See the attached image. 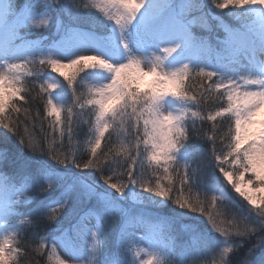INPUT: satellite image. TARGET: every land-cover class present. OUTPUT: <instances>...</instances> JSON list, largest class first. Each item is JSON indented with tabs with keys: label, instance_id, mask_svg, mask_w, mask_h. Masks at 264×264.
Masks as SVG:
<instances>
[{
	"label": "snow or ice",
	"instance_id": "obj_1",
	"mask_svg": "<svg viewBox=\"0 0 264 264\" xmlns=\"http://www.w3.org/2000/svg\"><path fill=\"white\" fill-rule=\"evenodd\" d=\"M212 5L0 0V264H21L27 253L9 241L20 244L18 235L41 224L46 235L33 232L34 251L43 255L59 248L74 264H201L202 251L218 247L213 232L224 237L220 264H264V0H212ZM216 9H227L230 20ZM93 12L103 20L86 15ZM43 28H54L51 39L34 37ZM30 66L39 71L29 72ZM49 68L67 77L70 102L56 100L57 83L39 82ZM65 68L84 73L81 79L91 84L87 97L77 93L79 82ZM191 73L201 80L198 90L187 84ZM101 74L107 79L96 82ZM26 76L34 77L31 88L21 87ZM35 89L37 96L47 93L51 139L39 110L17 107L28 104ZM68 103L62 121L57 104ZM37 125L39 140L33 135ZM82 126L92 137L86 162L61 151L64 137L71 141ZM9 133L17 137L13 147ZM106 133L103 155L112 157L107 168L97 154ZM193 136L211 142L210 157L191 146ZM145 158L154 166V180L143 178ZM209 164L250 205L245 214L223 221L202 201L183 196L202 181ZM170 170L176 183L162 184L157 174ZM246 173L252 177L248 185H259V196L242 186L239 177ZM216 200L211 197V207ZM197 212L210 229L193 224L183 234L172 233L173 223ZM105 218L115 227L111 248ZM138 228L143 235H136ZM254 234L258 242L234 262L229 254Z\"/></svg>",
	"mask_w": 264,
	"mask_h": 264
},
{
	"label": "trees",
	"instance_id": "obj_2",
	"mask_svg": "<svg viewBox=\"0 0 264 264\" xmlns=\"http://www.w3.org/2000/svg\"><path fill=\"white\" fill-rule=\"evenodd\" d=\"M85 1H87V0H83V2H85ZM207 2L209 3L210 6H213L208 0H207ZM36 68H35V66H30L28 71L29 72H35ZM31 79H32V77L26 76L25 77V83L23 85H21V87L31 88V84L29 83V81ZM200 83H201V80L199 78H197L195 76V74L191 73L190 79L187 81V84L191 87V89L198 90L199 87H200ZM83 85H85L83 82H79V88L77 90V93L78 94H83L85 96L86 90H84V88L82 87ZM64 86H65V89H67L69 91V88H68L69 86H67L66 82H64ZM38 90L39 89H35V90L32 91V97L33 98L29 100L28 104L25 105V104H23L21 102L20 104L17 105V107H20V108L27 107L32 112H35L36 110H39L41 112V115L45 117V119L43 121L44 128H45V130L48 131L49 138L51 139L52 138L51 137V129L49 128V123L47 122V118L45 116V108H44L46 94L41 93V96H37L36 92ZM21 94H23V93H21ZM71 100H72V93H67L64 102H70ZM70 106H71L70 103L63 104V108H62V112H61V120L62 121H63L64 116H65L66 108L70 107ZM73 111L76 112L77 110L73 109ZM21 115H22V113H21ZM15 118H16V114H11V119L12 120H16ZM197 121H198L197 122V127H200L199 119H197ZM21 127H23L22 123H21ZM207 127H208V124L206 123L204 125L205 130L207 129ZM218 130H224V129H223V127H221ZM208 134L211 135V133H208ZM9 135L12 137V140L9 141V146L13 147L14 146V142H15L14 140L17 137L15 136L14 133H9ZM33 135H34L35 139H37V140H39L41 138V133L39 132V125H37V129L33 132ZM107 136H108V134L106 133L105 134V140H103L101 142L100 148L97 149V151H99L100 154L105 153L107 151V146H108ZM56 139L59 142L60 138L56 137ZM90 141H92V139H91V135H90V133L88 131L87 126H82L81 128L76 130V132L73 135L71 141L68 140L67 136L64 137V147L61 148V151L66 153V154H70L71 148L73 149V147H77L78 150L80 151V154L81 153L82 154H87L88 153V149H86V147L92 146ZM74 143L76 144L75 146H74ZM112 145L115 148V150L117 151V153L121 156V160H122V158L124 156H123L122 153H119L120 143L117 142V140L115 139V136H113ZM125 146H127V144H125ZM191 146L200 149L201 153L203 155H205L206 157H210L211 150H212L211 142L203 140V139H200L199 137L193 136L191 138ZM220 147H222V145L218 141L217 142V149L219 150ZM86 158H87V156H85V159ZM110 159H112V157L108 156V160H110ZM144 164H145V174L144 175L150 179V177L148 175L150 173H149L148 170L152 171L154 166L152 164H149L148 162H144ZM210 170H213V167H212V165L209 164L208 166L205 167L202 181L200 183L198 181V183L196 185H193L191 188H186L184 193H183V196L186 199L190 200V201H195V200H200L201 201L202 200V202L204 203L206 208L210 204L211 197L215 196V197H217L215 207H217L219 209L218 211L220 212V205L221 204H225L227 207H231V204L229 203L230 199L222 200L218 196L219 195L218 194L219 186L223 185L229 191L233 190V189L230 187V185L227 184V182L223 179L222 174L219 173L218 170H217L215 172L214 171L212 172L213 173V180L215 178V180L217 182V185H216V187L213 190H211V191L208 190L207 188H209V186L207 184V178L209 177ZM229 171H234V170L229 169ZM106 175H111V172L107 171ZM157 175H159L161 177V183H163L165 185L174 184L177 181L176 174L172 173L171 170H170V172L168 174H163L161 172V173H159ZM151 177H152L151 179H155V178H153L154 175H152ZM249 179H251V178H249ZM113 182H116L115 178H113ZM238 200L242 204V207L245 208V210L247 211L246 205H244L243 202H242L243 199L239 198ZM170 206L173 207V205H170ZM233 211H235V210H233ZM221 213L222 214L220 215L219 219L222 218V217H226L228 219V221L231 219L230 218L231 213L228 210H225L224 212H221ZM201 215H202V217H205L203 214H201ZM188 216H189L188 219L191 220V221L195 220L196 218H198V217H190L191 215H188ZM205 220H206V222H205L204 227L202 229L203 231H207L208 229L211 228V224L207 221V219H205ZM184 221H187V220L185 218H183L182 220L177 221L175 223L179 224V223H182ZM102 224H103V222H102ZM104 225L106 227L107 233H108L109 230L115 233L114 225H112L111 223H108V222L107 223L105 222ZM42 228L45 229L42 224L38 225L37 228H36L37 232H39V230L42 229ZM36 229L29 228V230L27 232H24L22 234V236L18 235L17 236V240H20L21 243L12 245V247H20V248H22L27 253L26 258L21 261V264H26V262H27V264H44V261H43L41 255L37 254L34 251V249L36 247V242L33 239V232L34 231L36 232ZM26 233H29V237L26 236ZM212 234H215L216 236H219V234L215 233V232H213ZM113 242H114V238H110L107 235V243H108V246L110 248L112 247ZM257 242H258V234H254L253 236H251L248 239L247 243L243 247L238 248V249H234V253H230L229 255L232 257L234 262L238 261L240 259H243L246 249L248 247H250L252 244L257 243ZM206 251L208 252L207 249H204L202 251L201 257L204 254L205 255L207 254ZM205 262H208V260H206Z\"/></svg>",
	"mask_w": 264,
	"mask_h": 264
},
{
	"label": "rangeland",
	"instance_id": "obj_3",
	"mask_svg": "<svg viewBox=\"0 0 264 264\" xmlns=\"http://www.w3.org/2000/svg\"><path fill=\"white\" fill-rule=\"evenodd\" d=\"M211 4H212V0H208ZM218 2H222V0H218ZM84 3H87V4H92L94 3V0H87L85 1ZM216 11H219L220 14L223 16V19L225 21H228L230 20V16L227 14V9H223V10H218L216 9ZM86 15H89L91 17H94L95 19L97 20H103V17L98 13V12H93V13H86ZM54 28H43V29H36L33 33L34 37L35 38H39V37H48L49 39H51L52 37V34L54 33ZM84 55H95L96 53H92V52H85L83 53ZM68 61L67 60H64L63 63H67ZM37 67V68H36ZM35 72L36 71H39V68L38 66H35ZM91 71V70H90ZM63 72H66L68 74V76H75V80L77 82H83L85 85H83L82 87L84 88V90H86V93H85V97H87L88 95V91H89V88L91 86L90 84V81L87 80V79H81L83 76H84V73L83 72H78L77 71V68H65L63 69ZM195 74V73H193ZM194 76V75H193ZM51 77H55V79H52ZM102 79H107V74H101L100 77H97L96 78V82H100V80ZM32 79H34V77H32ZM88 79H92V77H88ZM40 83H44L45 85H50V84H53V83H57L58 84V87L56 90H54V96L56 98V100L60 101V102H64L65 101V98H66V94L67 93H72V89H71V86L67 84V86H69V91L67 89H65V86H64V82L67 83V77L59 74V73H56L54 70L52 69H47L46 73H45V79H43L42 81H39ZM81 87V88H82ZM142 87H143V84H142ZM49 91H53V90H49ZM46 94V97H45V100L47 99V93H44ZM71 95V94H70ZM57 107L61 110L62 112V108H63V104H57ZM44 108H45V116L47 118V122L49 123V120H52L53 118L52 117H48L47 115V108H46V105H44ZM16 119V118H15ZM199 119V118H197ZM93 120H94V117H93ZM109 131H112V129L110 128ZM92 139V137H91ZM123 139V138H122ZM17 138H15L14 141H16ZM125 144H127V141H124ZM76 144L74 143V146ZM92 145V144H91ZM92 146L90 147H86V149H88V153L87 154H80V151L78 150L77 147H73V149L71 148V152L70 153H76L79 155L80 159L84 162H86L88 159L91 158L90 156V149H91ZM97 154L100 156V160H101V164L107 168L108 167V157H105L102 154L99 153V151H97ZM85 156H87V158L85 159ZM124 159V157L122 158V160ZM144 162H148L147 159L145 158ZM231 169V168H229ZM229 169H227L229 171ZM233 170V169H231ZM150 174L149 177H146L144 175V179L146 180H154V179H151L152 177V171L151 170H148ZM107 172V171H106ZM106 172H105V175H106ZM213 170H210V174H209V179L207 178V184L209 186V188H207L208 190H213L216 185H217V182L214 178L213 180ZM222 174V173H221ZM162 175V174H161ZM223 176V174H222ZM155 178V176L153 177ZM161 178V177H160ZM237 178V177H234V179ZM249 178L252 179V177L250 176V174H245L244 177H239L240 180H242L244 183L242 186L246 187V188H249L250 190H252L256 196H259L260 193L259 192H256L255 189L259 187V185H248L247 184V181L249 180ZM223 179L227 182V184L230 185L231 187V183L227 181V179L223 176ZM163 184V183H162ZM232 188V187H231ZM229 195L231 196L230 198V201L229 203L231 204V207H227L225 204H221L220 205V212L218 211L219 209L217 207H211V205L209 204L207 209L209 211H212L214 213H221V212H224L225 210H228L230 213H231V216L230 218L232 219L234 216H238V214H245L247 211L245 210V208L242 207V204L238 201V198L241 197L239 195V193L235 192V190H230L228 191L225 187L223 186H220L219 188V196H221L222 198H227L229 197ZM243 200V204L246 205V207H250V205H248L247 201L241 197ZM202 201V200H201ZM173 205V207H175L174 204H171ZM235 205V206H234ZM235 210V211H233ZM85 211H87V209H85ZM222 214V213H221ZM190 217H198L196 218L195 220H189V216H186L184 217L187 221H184L182 223H173L170 228H171V231L173 234H183L186 230H187V227H190L191 225L195 224L197 226H199L201 229H203L204 227V224L206 222L205 217H202L201 213L197 212V213H190ZM230 219V220H231ZM220 220H223V221H228V219L226 217H222L220 218ZM103 222V224L106 222L107 223V220L105 218V220H102L101 223ZM89 223L90 225H92V230L95 231V225L97 223V220H96V217L94 215H91L89 217ZM36 232H37V229H36ZM40 236H44L46 235V231L45 229H40L39 232ZM107 235L110 237V238H114V235L115 233L112 232V231H108ZM136 235L139 236V235H143V231L141 229H137L136 230ZM213 237H216L217 239V244H218V247L215 248V251L213 252V250L211 248L207 249L208 252L206 251V255L202 256L201 257V264H220V252L222 251V249L225 247V244L223 243V240H224V237L222 236H216L215 234H212ZM26 236L29 237V233H26ZM13 243L11 241H9V246L12 247ZM141 247H143V245H141ZM51 255L52 259L51 261L48 260V255ZM43 261H44V264H56V261L57 259H60V260H64L67 262V264H74L73 261H71L69 259V256L68 254H66L62 249H57L55 252H50V253H46V254H43L41 255ZM145 259H147V257L145 256L144 257ZM206 260H208V262H205ZM27 264V262H26Z\"/></svg>",
	"mask_w": 264,
	"mask_h": 264
},
{
	"label": "bare ground",
	"instance_id": "obj_4",
	"mask_svg": "<svg viewBox=\"0 0 264 264\" xmlns=\"http://www.w3.org/2000/svg\"><path fill=\"white\" fill-rule=\"evenodd\" d=\"M3 223V220L2 219H0V224H2ZM0 239H2V236H0Z\"/></svg>",
	"mask_w": 264,
	"mask_h": 264
}]
</instances>
